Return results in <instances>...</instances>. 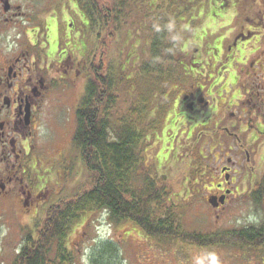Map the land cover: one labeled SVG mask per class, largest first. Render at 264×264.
Returning a JSON list of instances; mask_svg holds the SVG:
<instances>
[{
  "label": "rangeland",
  "instance_id": "obj_1",
  "mask_svg": "<svg viewBox=\"0 0 264 264\" xmlns=\"http://www.w3.org/2000/svg\"><path fill=\"white\" fill-rule=\"evenodd\" d=\"M142 5L146 7L134 10L127 18L128 24L112 37H109L108 30L101 32L102 43L96 50L92 31H85L82 25H76L74 30L66 31L65 28L60 31L64 42L70 41L84 52L82 55L85 56L86 65L93 61L94 56L98 60L101 54L104 64L112 62L114 70H120L119 102L113 117L124 112L147 89V81L141 76L139 66L148 59L150 27L154 25L152 30L157 28V16H161L165 21L163 23L169 26L170 37L178 33V43L181 42L182 48H187L188 57L190 54L197 55V65L185 70L188 73L184 76L182 73L183 78L168 83L162 96L154 89L156 92L150 101L151 116L147 122H156L145 134V142L139 149L142 163L133 177L136 186L141 184L144 175L169 177L174 186L175 210L187 231L207 234L260 223L264 216V141L262 138L254 141L253 126L246 129V120L250 116L241 112L239 101L244 98V81L264 85V79L256 77L254 69L250 71L253 73L251 78L244 76L242 72L247 65L243 67L244 63L240 61L239 42L234 36L244 33L241 38L245 45L241 46L243 56L253 49H257V53L264 50V12L257 14L264 10V0H246L236 7L235 0L227 4L226 0H145ZM251 7L255 8L254 12L250 11ZM82 33L87 41L84 45L81 43ZM233 40H236V45H231ZM61 42L55 39L52 49L67 50L74 58V48ZM259 70L264 72V68ZM66 71V75H56L61 86L44 106V124L37 138L42 150L39 167L46 187L41 194L45 196L49 192L46 197H50V203H54L58 197L75 193L88 175L72 137L76 110L85 92L90 71L83 65L74 64ZM77 71L83 74L84 80L72 90L71 98L64 96L60 90H66L68 83L62 81L60 76L71 77ZM189 83L195 84L197 91L203 86L202 94L212 93V96H205L212 108L204 110L201 107L203 112L191 113L180 106L182 90ZM259 90V105L264 107V91ZM252 92L249 93L256 95ZM163 106H167L166 110L160 114ZM230 113H234L233 116ZM259 120H262V116ZM224 127L237 136L217 132ZM60 137L71 139V169L64 164L60 166L56 157L51 160L55 156L50 149L53 139ZM59 144L62 145V142ZM240 144L249 152V165L246 155L240 151ZM228 159L234 162L233 169L239 172L236 175L239 181L237 188L233 187L227 203L220 211L214 212L207 199L209 193L214 191L212 182H216L221 166L230 164ZM250 168L257 171L255 178ZM243 177L246 180L243 181ZM250 178L252 181L248 182ZM37 209L34 218L40 220L44 212H41L40 206ZM250 217L255 219L250 222ZM27 219L28 216L19 215L9 207L0 213V264H11L24 241L26 226L32 228ZM73 226L67 239L72 254L69 264H196L198 257L208 264V253L215 254L216 264H264V253L258 250L257 240L254 242L256 247L242 243L204 247L180 239L159 240L146 235L132 221H111L106 211L86 213ZM105 249H109L110 253Z\"/></svg>",
  "mask_w": 264,
  "mask_h": 264
},
{
  "label": "trees",
  "instance_id": "obj_2",
  "mask_svg": "<svg viewBox=\"0 0 264 264\" xmlns=\"http://www.w3.org/2000/svg\"><path fill=\"white\" fill-rule=\"evenodd\" d=\"M144 1L100 0L102 32L108 30L112 37L128 24L127 18L134 10L146 7L142 5ZM94 6L92 0L91 16ZM155 19L157 28L150 27L148 59L139 66L147 89L124 112L113 117L119 102L120 70H114L112 62L104 64L103 61L96 72L91 68L90 79L76 110L72 137L88 171L85 183L75 193L41 205L43 218H34L31 229L26 226L24 241L11 264L71 263L67 239L73 225L82 215L96 211H106L109 219L117 223L132 221L146 235L159 240L180 239L204 247L236 243L256 247L257 240L258 247L264 249V216L260 224L242 229L207 234L187 231L175 210V192L169 177L144 175L139 186L133 180L142 163L140 146L156 122H147L151 116V96L156 91L162 96L166 85L185 72L184 64L193 63L188 53L182 51L178 33L170 37L169 26L163 23L162 17ZM166 107H161L160 114ZM105 250L110 253L109 249Z\"/></svg>",
  "mask_w": 264,
  "mask_h": 264
},
{
  "label": "flooded vegetation",
  "instance_id": "obj_3",
  "mask_svg": "<svg viewBox=\"0 0 264 264\" xmlns=\"http://www.w3.org/2000/svg\"><path fill=\"white\" fill-rule=\"evenodd\" d=\"M94 1V13L91 16L92 0H0V213L9 207L19 215L22 213L28 216V224H32L38 211L37 208L50 199V197H46L49 192L45 196L41 194L46 187L43 183V173L39 167L42 163V150L38 146L37 138L38 131L44 124L42 121L44 106L52 98L53 92L59 91L57 88L61 86L57 76L59 74L66 75V69L74 64L83 65L84 68L89 69L90 77L91 68L96 72L101 64L100 54L98 60L94 56L93 61H89L86 65L87 61H84L85 56L82 55L84 52H81L80 47L70 41L64 42L63 35L60 33L61 29L63 31L65 28L66 31L67 29L74 30L76 25H82L85 31L86 29L92 31L96 50L97 46L102 43L101 4L100 0ZM244 1L246 0H235V7ZM227 3H230V0H226ZM86 6L89 7V10H86ZM254 10L255 8H250V11L254 12ZM263 12L264 10H260L257 14ZM65 23H67L66 27ZM82 35L81 43L84 45V42L87 43V41L84 33ZM243 36V32L234 36L235 39L238 38L239 42L240 61L244 63L243 67L247 65L246 69L242 68V73L245 77L251 78L253 73L250 71L254 69L256 77L264 79V72L259 70L264 68V50L257 53V49H253L249 51V54L243 56L241 48V46H245L241 39ZM55 39L57 42L62 40L61 44L63 42L70 44L74 48V55L78 58H75L76 56L73 58L72 53H67V50L62 51L58 48L54 51L52 44ZM257 41L261 42L259 39ZM231 45H236V40H233ZM182 49L183 52L188 53L186 47ZM254 52H256L255 55H251ZM196 56L190 54L189 58L193 62L191 67L197 65L195 63ZM184 66L185 70H189L190 66L186 64ZM187 73L188 71H185L182 75ZM65 75L60 77L63 79L62 81H67L68 87L60 92L71 98L72 90L81 84L84 76L80 71L74 72L71 77H65ZM182 75L180 78H183ZM187 78L189 79V77ZM243 84L244 98L239 102L241 103V112L250 116L248 121L246 120V129L248 130V126H253L254 141L259 138L264 141V107L259 105V88L263 92L264 85H256L254 81L250 83L244 81ZM203 89L202 86L197 91L195 84L186 85L182 90L181 100H179L180 106L191 113H200L203 112V109L212 108L210 102L205 98V96H212V93L202 94ZM248 91L251 93L254 91L256 95L250 94ZM233 114L230 113V116ZM261 116L262 120L258 121ZM217 132L230 137L237 136L227 127L218 129ZM237 140L240 142L239 139ZM70 141L71 139L65 140L64 137H60L58 140L53 139L50 147L55 153L51 160L56 157L60 166L64 164L68 168H70V158L73 156ZM59 142H62V145ZM239 146L240 151L246 155V163L249 165V152L243 149V144ZM229 160L230 164L221 166L216 182H212L214 191L209 193V196H217V198L222 196L223 198V202L219 203L217 207H213L214 212L220 211L227 203L228 197L233 193V189L239 181L236 176L239 172L233 169L234 162ZM223 169L224 171H222ZM256 172L252 169L254 178ZM242 180L246 179L243 177ZM251 181V178L248 179V182ZM258 250L264 253L262 247H258Z\"/></svg>",
  "mask_w": 264,
  "mask_h": 264
},
{
  "label": "clouds",
  "instance_id": "obj_4",
  "mask_svg": "<svg viewBox=\"0 0 264 264\" xmlns=\"http://www.w3.org/2000/svg\"><path fill=\"white\" fill-rule=\"evenodd\" d=\"M254 219H255L254 217L249 218L250 222L253 221ZM207 260H208V264H216L215 254L214 253H208L207 254ZM196 264H205L204 259L198 257Z\"/></svg>",
  "mask_w": 264,
  "mask_h": 264
},
{
  "label": "water",
  "instance_id": "obj_5",
  "mask_svg": "<svg viewBox=\"0 0 264 264\" xmlns=\"http://www.w3.org/2000/svg\"><path fill=\"white\" fill-rule=\"evenodd\" d=\"M228 161L230 160L228 159ZM224 169L222 171H224ZM207 201L212 207H217L219 203L223 202V198L222 196L220 198H217V196H210Z\"/></svg>",
  "mask_w": 264,
  "mask_h": 264
}]
</instances>
